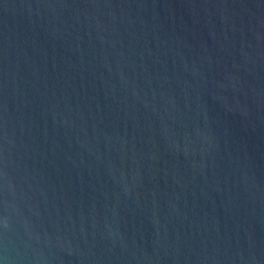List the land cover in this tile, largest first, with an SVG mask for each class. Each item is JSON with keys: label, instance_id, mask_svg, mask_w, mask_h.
<instances>
[{"label": "water", "instance_id": "water-1", "mask_svg": "<svg viewBox=\"0 0 264 264\" xmlns=\"http://www.w3.org/2000/svg\"><path fill=\"white\" fill-rule=\"evenodd\" d=\"M0 264H264V0H0Z\"/></svg>", "mask_w": 264, "mask_h": 264}]
</instances>
